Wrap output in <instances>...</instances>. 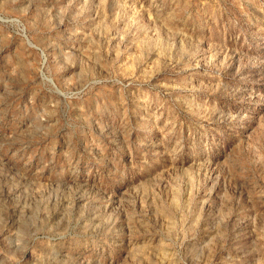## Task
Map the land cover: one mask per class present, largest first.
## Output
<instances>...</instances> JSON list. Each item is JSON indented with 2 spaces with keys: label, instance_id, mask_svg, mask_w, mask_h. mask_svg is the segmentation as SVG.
<instances>
[{
  "label": "rangeland",
  "instance_id": "1",
  "mask_svg": "<svg viewBox=\"0 0 264 264\" xmlns=\"http://www.w3.org/2000/svg\"><path fill=\"white\" fill-rule=\"evenodd\" d=\"M0 264H264V0H0Z\"/></svg>",
  "mask_w": 264,
  "mask_h": 264
}]
</instances>
